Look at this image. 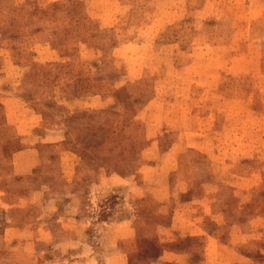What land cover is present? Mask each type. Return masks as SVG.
I'll return each instance as SVG.
<instances>
[{"label":"rangeland","instance_id":"374dc122","mask_svg":"<svg viewBox=\"0 0 264 264\" xmlns=\"http://www.w3.org/2000/svg\"><path fill=\"white\" fill-rule=\"evenodd\" d=\"M0 264H264V0H0Z\"/></svg>","mask_w":264,"mask_h":264},{"label":"trees","instance_id":"16d2710c","mask_svg":"<svg viewBox=\"0 0 264 264\" xmlns=\"http://www.w3.org/2000/svg\"><path fill=\"white\" fill-rule=\"evenodd\" d=\"M75 5H77L75 1L65 4L52 3L48 8L54 10L60 9L66 13H70ZM39 11L45 14L48 10L39 8ZM69 85V83L66 84V86ZM66 111L69 112L68 109ZM78 113H80V116L77 117L83 118L84 122H78L74 113L68 114L65 119V133L75 150L79 153L81 159L85 160L91 154L95 155L100 152L101 155L99 157L104 161L105 165L110 166V164H113L114 168L117 164H124L128 157V155L124 154L127 151V137L125 136L124 138L123 134H121V136H117L119 139H116L115 133L119 135L121 131L124 132L130 121L109 119L108 115H113L116 112L107 109L80 110ZM96 117L97 121L94 122L95 124L91 123L92 119L94 121ZM86 118L89 120L85 123ZM139 161L140 158L138 159L137 157L134 163H132V170L138 165ZM100 165L104 164L102 163ZM188 259L189 255L187 256V261Z\"/></svg>","mask_w":264,"mask_h":264}]
</instances>
